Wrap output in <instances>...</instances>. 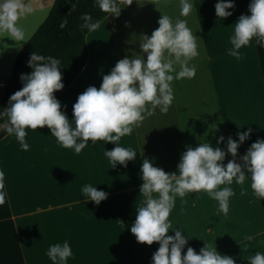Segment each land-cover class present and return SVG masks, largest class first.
<instances>
[{
  "label": "crops",
  "instance_id": "0c3cea01",
  "mask_svg": "<svg viewBox=\"0 0 264 264\" xmlns=\"http://www.w3.org/2000/svg\"><path fill=\"white\" fill-rule=\"evenodd\" d=\"M54 1L26 0L32 11L18 21L25 31L24 43L20 47L4 38L8 47L0 50V104L19 51L45 20ZM206 1L192 0V12L181 17L180 0H132L131 4L122 0L119 16L109 13L95 31L88 32L84 68L55 95L62 108L67 106L63 110L71 119L79 94L90 85L99 88L102 76L124 56L143 55L139 49L142 35H151L158 28L161 14L186 19L192 32L202 39L197 40L199 55L191 61L196 74L172 82L174 100L167 112L157 107L151 115L145 113L140 126L121 138V146L137 153L127 167L118 164L111 168L104 154L115 147L111 142L93 145L89 141L76 154L60 147L47 127L27 130L25 139L30 147L26 151L14 135L5 133L0 138V169L5 173L7 191L6 203L0 206V264H53L46 252L50 245L65 240L73 252L67 264H151L158 243H138L130 231L136 208L143 201L139 193L143 159L173 172L187 146L194 148L207 141L226 150L229 136L238 139L235 130L239 126L245 131L251 127L253 132L238 148V156L257 138L264 139V82L253 40L243 47L247 51L240 49L239 60L226 51L232 47L229 38L236 15L247 14L244 1L233 0V14L223 21L215 18L217 0ZM207 14L211 21H207ZM211 22H216L213 28ZM220 136L225 140L217 145ZM229 159L226 154L224 163ZM85 184L107 192V198L99 205L86 201L81 191ZM241 187L232 185L235 195L230 198L227 216L204 192L190 193L183 203L177 197L169 219L173 228L179 227L189 236L184 252L192 247L198 253L204 243L214 244L219 253L233 257L235 264H249L250 255L264 252V199L259 201L253 195L250 181L243 185L247 189L243 195ZM167 234L174 235V231ZM246 235L253 239L247 241Z\"/></svg>",
  "mask_w": 264,
  "mask_h": 264
},
{
  "label": "clouds",
  "instance_id": "9594fccd",
  "mask_svg": "<svg viewBox=\"0 0 264 264\" xmlns=\"http://www.w3.org/2000/svg\"><path fill=\"white\" fill-rule=\"evenodd\" d=\"M95 3L103 12L120 14L117 0H95ZM180 6L181 17L192 12V0H180ZM214 8L216 18L223 21L233 14L231 10L235 9V4L233 0H217ZM31 11L26 0H0V50L8 47L4 43L5 37L22 46L25 31L18 21ZM83 19V27L88 31L99 27V21H93L89 14ZM157 23L158 28L151 35H142L139 49L143 55L124 56L102 76L99 88L88 86L73 104L71 119L63 110L67 106L62 108L54 95L64 87L60 59L31 52L28 60L31 71L20 75L22 87L9 97L7 106L0 111V118L6 117L0 122V130L14 135L25 151L30 147L25 139L27 130L43 127L49 129L60 147L73 149L76 154L85 149L89 141L93 145L97 141L111 142L115 147L104 150L111 168L118 164L127 167L137 153L121 146V138L131 135L134 128L140 126L145 113L151 115L157 107L161 112H167L174 100L172 82L196 74V65L191 61L199 55L197 40L202 39L192 32L186 19L178 17L174 20L161 14ZM253 38L264 45V0H250L248 14L239 16L229 38L232 47L227 54L241 59L240 49ZM252 132L253 129L248 127L246 131H237L236 140L229 136L226 150L207 141L194 148L187 146L173 172H165L148 158L143 159L139 187L143 201L136 208L130 231L138 243L149 246L158 243L151 264H235L233 257L219 253L214 244L204 243L198 253L192 247L184 252L189 236L182 234L185 232L181 228H173L169 217L177 197L183 203V198L193 192L206 193L227 216L230 198L235 195L233 183L242 186L243 195L247 191L243 185L250 181L253 195L259 201L264 199V139L257 138L242 156H238V148ZM224 140V136H220L217 145ZM226 154L231 159L225 164ZM81 191L87 197L86 201L96 205L108 195L91 184H85ZM6 199L5 173L0 169V206ZM169 231H174V235H168ZM245 239L251 241L253 237L246 235ZM46 255L53 264H67L73 252L65 240L62 244L50 245ZM248 262L264 264V252L256 251Z\"/></svg>",
  "mask_w": 264,
  "mask_h": 264
},
{
  "label": "trees",
  "instance_id": "16d2710c",
  "mask_svg": "<svg viewBox=\"0 0 264 264\" xmlns=\"http://www.w3.org/2000/svg\"><path fill=\"white\" fill-rule=\"evenodd\" d=\"M248 14L250 0H243ZM118 4L122 0H117ZM85 14H89L93 21H102L109 13L99 9L95 0H55L47 17L38 27L29 41L19 51L11 78L0 104V111L8 104L9 97L22 87L20 75L31 71L28 67L30 53L35 51L45 56L60 59L62 81L67 88L84 68L88 60L85 37L88 31L83 27ZM256 57L260 73L264 82V45L253 38ZM60 91L54 93L56 95ZM6 119L0 118V122ZM6 131L0 132V138Z\"/></svg>",
  "mask_w": 264,
  "mask_h": 264
},
{
  "label": "bare ground",
  "instance_id": "6f19581e",
  "mask_svg": "<svg viewBox=\"0 0 264 264\" xmlns=\"http://www.w3.org/2000/svg\"><path fill=\"white\" fill-rule=\"evenodd\" d=\"M206 2H208V0H207ZM210 2H211V1H210ZM210 2H208V3H210ZM211 4H212V3H211ZM211 4H209V8L211 7ZM206 6H207V4L205 5V7H206ZM211 8H213V7H211ZM239 8H241V5H240ZM238 10H239V9H238ZM211 11H213V9H212ZM206 12H208V9H206ZM235 12H236V10H235ZM235 12H234V13H235ZM238 12H239V11H238ZM208 13H210V11H209ZM214 13H215V11H214ZM239 13H240V12H239ZM239 13H238V14H239ZM212 15H213V14H212ZM207 16L209 17V18L206 17V19H209V20H207V21H211V19H210V18H211V15H208V14H207ZM214 16H215V15H214ZM212 17H213V16H212ZM230 17H231V16H230ZM233 17H234V16H233ZM215 18H216V17H215ZM236 18L238 19V15H236ZM234 19H235V18H234ZM230 20H231V19H230ZM216 21H217V23H218V20H216ZM231 21H232V20H231ZM234 21H235V20H234ZM234 21H233V22H234ZM234 23H236V22H234ZM211 24H212L211 26H212V28H213V27H214L213 24H216V22H215V23H212V22H211ZM218 24H219V23H218ZM218 24H217V25H218ZM217 25H216V26H217ZM208 26H209V28H211L209 24H208ZM216 26H215V27H216ZM219 26H220V25H219ZM219 26H218V27H219ZM231 26H232V24H231ZM233 26H234V25H233ZM220 28H221V26H220ZM223 28H224V26H223ZM223 28H221V29H223ZM233 28H234V27H233ZM224 29H225V28H224ZM215 30H216V29H215ZM222 31H223V30H222ZM219 32H221V30H219ZM224 32H226V31H224ZM214 33H215V31H214ZM219 34H220V33H219ZM226 34H227V33H226ZM226 34H225V35H226ZM230 34H232V32H231ZM230 34H229V35H230ZM222 35L224 36L223 32H222ZM212 36H213V35H212ZM214 36H215V35H214ZM220 36H221V35H219V39H220ZM213 40H214V39H213ZM221 42H222V41H221ZM218 44H219V43H218ZM219 45H221V44H219ZM226 46H227V45H226ZM245 47H246V46H244V48H245ZM218 48H219V47H218ZM242 48H243V47H242ZM244 48H243V49H244ZM218 50H219V49H218ZM222 50H224V49L222 48ZM245 50H246V49H244V51H245ZM220 51H221V50H220ZM226 51H227V50H226ZM246 51H247V50H246ZM218 52H219V51H218ZM220 53H221V55H222V57H223V52L221 51ZM225 55H226V54H225ZM226 57H227V56H224L223 58H224V59H227ZM223 58H222V59H223ZM225 61H226V60H225ZM247 63H248V62H247ZM226 64H227V63H226ZM229 78H230V76H229ZM231 94H232V93H231ZM246 144H247V143H246ZM247 145H248V144H247ZM244 146H245V145H244ZM247 147H248V146H247ZM253 214H254V213H253ZM254 216H255V215H254Z\"/></svg>",
  "mask_w": 264,
  "mask_h": 264
},
{
  "label": "rangeland",
  "instance_id": "374dc122",
  "mask_svg": "<svg viewBox=\"0 0 264 264\" xmlns=\"http://www.w3.org/2000/svg\"><path fill=\"white\" fill-rule=\"evenodd\" d=\"M221 48H225V47L222 45ZM241 122H242V121H241ZM238 128H239V129H238ZM238 128H236V130H235L236 133H237V131H240V132L245 131L244 126H242V127L239 126ZM2 131H4V130H0V132H2Z\"/></svg>",
  "mask_w": 264,
  "mask_h": 264
}]
</instances>
